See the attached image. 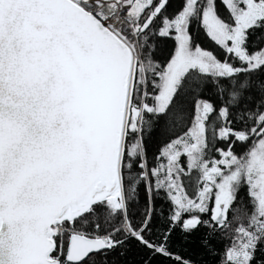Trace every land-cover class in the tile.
Instances as JSON below:
<instances>
[{"label": "snow or ice", "instance_id": "obj_1", "mask_svg": "<svg viewBox=\"0 0 264 264\" xmlns=\"http://www.w3.org/2000/svg\"><path fill=\"white\" fill-rule=\"evenodd\" d=\"M0 264H264V0H0Z\"/></svg>", "mask_w": 264, "mask_h": 264}]
</instances>
